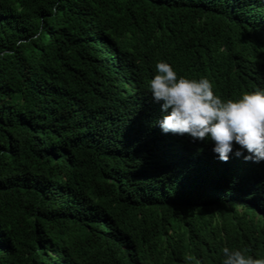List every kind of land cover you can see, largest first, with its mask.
Returning <instances> with one entry per match:
<instances>
[{
    "label": "trees",
    "instance_id": "obj_1",
    "mask_svg": "<svg viewBox=\"0 0 264 264\" xmlns=\"http://www.w3.org/2000/svg\"><path fill=\"white\" fill-rule=\"evenodd\" d=\"M161 60L264 89V0H0V264L264 257V161L163 133Z\"/></svg>",
    "mask_w": 264,
    "mask_h": 264
},
{
    "label": "clouds",
    "instance_id": "obj_2",
    "mask_svg": "<svg viewBox=\"0 0 264 264\" xmlns=\"http://www.w3.org/2000/svg\"><path fill=\"white\" fill-rule=\"evenodd\" d=\"M154 73L149 91L160 104L161 117L155 123L163 133L211 142L222 162L229 160L234 144L248 153L245 161H264V89L225 100L207 78L179 76L166 61H157ZM221 252L220 264H264V257L246 255L238 248L223 247Z\"/></svg>",
    "mask_w": 264,
    "mask_h": 264
}]
</instances>
